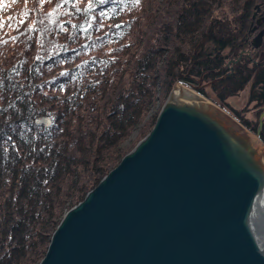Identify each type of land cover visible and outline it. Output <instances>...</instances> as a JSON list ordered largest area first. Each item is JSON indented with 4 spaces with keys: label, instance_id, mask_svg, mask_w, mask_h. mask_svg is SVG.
Returning a JSON list of instances; mask_svg holds the SVG:
<instances>
[{
    "label": "trees",
    "instance_id": "1",
    "mask_svg": "<svg viewBox=\"0 0 264 264\" xmlns=\"http://www.w3.org/2000/svg\"><path fill=\"white\" fill-rule=\"evenodd\" d=\"M256 2L0 0V264L39 263L64 212L150 130L176 81L211 82L210 99L256 132Z\"/></svg>",
    "mask_w": 264,
    "mask_h": 264
},
{
    "label": "water",
    "instance_id": "2",
    "mask_svg": "<svg viewBox=\"0 0 264 264\" xmlns=\"http://www.w3.org/2000/svg\"><path fill=\"white\" fill-rule=\"evenodd\" d=\"M198 88L173 85L150 130L65 211L38 264H264V111L252 132Z\"/></svg>",
    "mask_w": 264,
    "mask_h": 264
},
{
    "label": "rangeland",
    "instance_id": "3",
    "mask_svg": "<svg viewBox=\"0 0 264 264\" xmlns=\"http://www.w3.org/2000/svg\"><path fill=\"white\" fill-rule=\"evenodd\" d=\"M152 1V0H151ZM264 0H257V2L255 3V6H254V9H253V14H252V20H253V18H254V20H253V25H255L254 24V21H255V23H256V25H259L260 26V30H259V32H262V35H261V37H258L257 39H256V42L259 44V46H254L253 44V46L251 47V48H253V50L254 49H257V48H260V47H263V50H264V22H261L260 24H258L256 21L258 20V19H260L261 17H263L264 16V5H262L261 4V2H263ZM259 4V5H258ZM5 14V12H2V11H0V15L1 16H3ZM257 37V33L252 37V39H251V42H253V40L255 39ZM263 52V54H264V51H262ZM242 53H244V51H242V52H240V54L239 55H242ZM252 78V77H251ZM250 78V79H251ZM251 80H249V81H247V84L250 82ZM177 82V81H176ZM175 82V83H176ZM174 83V84H175ZM210 83L211 82H206V83H203V81H199V84L197 85L199 88H198V90L200 89V88H203V90L205 91V94H202L203 96H205V97H207L208 99L209 98H211L212 97V91H211V89H210ZM173 84V85H174ZM249 85V84H248ZM247 85V86H248ZM247 86H245L246 87V92H241L239 95H237V96H234V97H230V99H229V101H230V104H231V106L233 107V108H236V109H238L239 107H241L246 101H245V98H246V95H247V92H248V87ZM173 87V86H172ZM171 90V89H170ZM197 90V91H198ZM199 92V91H198ZM200 93V92H199ZM201 94V93H200ZM168 95V94H167ZM167 97V96H166ZM166 97H165V99H166ZM165 99L163 100V102H158L157 104H156V106H152V111H154L155 109H157L158 111H159V109L161 108V106H162V104L164 103V101H165ZM215 103V102H214ZM218 105V104H217ZM223 108V107H222ZM227 111V110H226ZM263 112V111H262ZM261 112V113H262ZM158 113V112H157ZM36 124H38V125H41V126H48L50 123L48 122L47 124H43V123H36ZM141 139V138H140ZM139 141V140H138ZM137 141V142H138ZM136 142V143H137ZM135 143V144H136ZM121 159V158H120ZM78 203V202H77ZM68 210V209H67ZM65 213V212H64Z\"/></svg>",
    "mask_w": 264,
    "mask_h": 264
},
{
    "label": "flooded vegetation",
    "instance_id": "4",
    "mask_svg": "<svg viewBox=\"0 0 264 264\" xmlns=\"http://www.w3.org/2000/svg\"><path fill=\"white\" fill-rule=\"evenodd\" d=\"M261 4L262 5H264V1L263 2H261ZM259 5V4H258ZM253 20H254V18H253ZM258 24H260L261 22H264V16L263 17H261L260 19H258L257 21H256ZM254 24L255 25H253L252 24V28H251V30H250V36H251V38H250V45H251V47L253 46L252 45V42H251V39H252V37L257 33V34H259V33H261V35H262V32H259V30H260V26L259 25H256V23H255V21H254ZM259 46V45H258ZM255 50V56H256V58L257 59H260V60H264V54H263V52L262 51H264L263 50V47H260V48H257V49H254Z\"/></svg>",
    "mask_w": 264,
    "mask_h": 264
},
{
    "label": "bare ground",
    "instance_id": "5",
    "mask_svg": "<svg viewBox=\"0 0 264 264\" xmlns=\"http://www.w3.org/2000/svg\"><path fill=\"white\" fill-rule=\"evenodd\" d=\"M41 117H44V118H47V117H45V116H38V117H36L35 118V122L37 123V120L38 121H40V119H41ZM48 119V121L47 122H49L50 123V119L49 118H47ZM89 191V190H88ZM87 193V192H86ZM85 196V195H84ZM83 199V198H82ZM81 199V200H82ZM259 208L258 209H260V208H263L264 209V198L263 199H261V202L259 203ZM260 240V239H259Z\"/></svg>",
    "mask_w": 264,
    "mask_h": 264
},
{
    "label": "snow or ice",
    "instance_id": "6",
    "mask_svg": "<svg viewBox=\"0 0 264 264\" xmlns=\"http://www.w3.org/2000/svg\"><path fill=\"white\" fill-rule=\"evenodd\" d=\"M101 2H103V0H101ZM131 3L134 5H139L141 3V0H131ZM57 7H59V5H57ZM101 15H103V13H101ZM101 26H103V25H101ZM13 39H15V37H13Z\"/></svg>",
    "mask_w": 264,
    "mask_h": 264
}]
</instances>
